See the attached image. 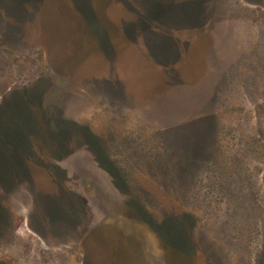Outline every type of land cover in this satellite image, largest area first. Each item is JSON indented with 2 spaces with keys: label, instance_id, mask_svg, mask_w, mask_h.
<instances>
[{
  "label": "rangeland",
  "instance_id": "1",
  "mask_svg": "<svg viewBox=\"0 0 264 264\" xmlns=\"http://www.w3.org/2000/svg\"><path fill=\"white\" fill-rule=\"evenodd\" d=\"M0 138V264H264V0H0Z\"/></svg>",
  "mask_w": 264,
  "mask_h": 264
},
{
  "label": "flooded vegetation",
  "instance_id": "2",
  "mask_svg": "<svg viewBox=\"0 0 264 264\" xmlns=\"http://www.w3.org/2000/svg\"><path fill=\"white\" fill-rule=\"evenodd\" d=\"M22 95H24V94H22ZM39 99H40V97H39ZM29 119V118H28ZM63 121V123L64 122H67L66 120H61V121H59L60 123H58V130H57V128H56V130H57V135L59 134V133H61V132H63L64 131V129H65V124H64V128L62 127V125H61V122ZM70 123V122H69ZM71 124V123H70ZM33 126V125H32ZM55 126L57 127V123H55ZM43 127V126H42ZM69 127H71V125H69ZM72 128V127H71ZM72 131H73V129H71ZM87 130V132H88V134H89V138L91 139V136L93 137V139H94V136L95 135H93L92 134V132H90V130H88V129H86ZM72 131H70L69 133H68V135L67 136H69L71 133H72ZM77 131V130H76ZM118 132H121L122 130L121 129H118L117 130ZM79 132V131H78ZM79 134H81L80 132H79ZM57 135H56V139H55V142H57ZM82 135H83V137L84 138H86L85 136H84V134L82 133ZM96 137V136H95ZM92 139V140H93ZM0 141H4L3 139H1L0 138ZM94 141V140H93ZM58 152H57V157H59V154H60V152H59V150H57ZM70 154V153H69ZM69 154L67 155V156H69ZM71 154H73V153H71ZM70 154V155H71ZM93 158H94V156H93ZM62 159V158H61ZM94 160V162L97 164V166L99 167V169H101V170H103L105 173H107V174H109L113 179L114 178H116L117 180H123V173L121 172V171H118V169H117V167L115 166V165H113V164H115V163H111V161H109V158L107 159H105V161H103L102 162V164L96 159V158H94L93 159ZM110 165H111V167H112V165L113 166H115L116 167V169H117V174H112L108 169L110 168ZM90 182V181H89ZM120 190V189H119ZM124 193V192H123ZM80 202H81V206H82V208H83V211L85 212L86 211V209H87V205H86V202L81 198L80 200H79Z\"/></svg>",
  "mask_w": 264,
  "mask_h": 264
},
{
  "label": "trees",
  "instance_id": "3",
  "mask_svg": "<svg viewBox=\"0 0 264 264\" xmlns=\"http://www.w3.org/2000/svg\"><path fill=\"white\" fill-rule=\"evenodd\" d=\"M65 124V129L63 132L59 133L57 135V142L60 143L61 145H63V142L65 140V138L67 137L68 133L70 131H72L71 127H72V124L68 123V122H64ZM69 125H71V127H69ZM82 132L84 134L85 137L89 138V134L87 132L86 129H82ZM90 139V138H89ZM93 139V137L91 136V140ZM94 140V141H93ZM92 141L94 142V146L96 147L95 149H98V150H95L94 148H91V153L94 155V157L102 164L103 161H105V159L107 157H105V154L103 152V149L101 148L100 146V143H99V140L94 136V139ZM112 168V169H111ZM112 174H117V169L114 167H111L110 165V168L108 169ZM116 180V178H115Z\"/></svg>",
  "mask_w": 264,
  "mask_h": 264
},
{
  "label": "crops",
  "instance_id": "4",
  "mask_svg": "<svg viewBox=\"0 0 264 264\" xmlns=\"http://www.w3.org/2000/svg\"><path fill=\"white\" fill-rule=\"evenodd\" d=\"M90 170H95V172H97V173H99V172H101V174H102V176H103V178H105L106 180H108V177H110V175L109 174H107V173H105L103 170H99V168H97V166H95V164L92 162V167H90ZM108 190H110V188L108 189ZM112 191H115V189L114 188H112L111 189ZM105 191H106V189H105ZM110 192V191H109Z\"/></svg>",
  "mask_w": 264,
  "mask_h": 264
}]
</instances>
